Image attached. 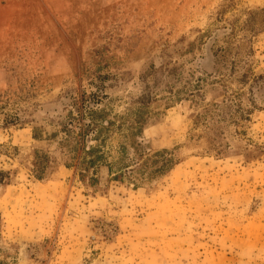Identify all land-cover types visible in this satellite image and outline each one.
<instances>
[{"label":"rangeland","instance_id":"1","mask_svg":"<svg viewBox=\"0 0 264 264\" xmlns=\"http://www.w3.org/2000/svg\"><path fill=\"white\" fill-rule=\"evenodd\" d=\"M243 74H264V0H0V264H264V83L253 101ZM141 97L140 135L113 126L81 181L88 109L129 121Z\"/></svg>","mask_w":264,"mask_h":264},{"label":"trees","instance_id":"2","mask_svg":"<svg viewBox=\"0 0 264 264\" xmlns=\"http://www.w3.org/2000/svg\"><path fill=\"white\" fill-rule=\"evenodd\" d=\"M233 0H228V3H231ZM247 80H250L249 89H248V95L249 98L254 101L253 95H254V89L259 90L260 85L259 83H264V74L259 75H252L248 76L247 74H243L240 76L239 81H242L246 83ZM242 95V91L235 90L231 93V96H229V99H223L221 103H212L208 106L207 110L205 111V115L212 116L213 112H215L217 115H222L226 110L232 107V105L235 104L236 106V112H240L241 109V103H240V96ZM251 100V101H252ZM252 101V102H253ZM141 104V107H137L135 111L132 113V118L129 121H125L123 116H118L119 122H117L115 119H108V112L104 111L103 109H97L93 108L94 106L90 107L87 111V120L88 122L84 125L83 133L89 132L93 130V136L92 139H94L97 144L88 146L87 149H82V154L79 158L78 162V176L81 181L83 182H89L91 184L95 183L97 181V178L91 177L88 179L87 173L94 169L95 166H97L100 163H106V155L103 151L102 147L106 140V134L108 131L111 130L113 126L116 127L117 130H122L126 128L130 131L132 135L139 136L143 124L145 122V114L148 113V109L146 107L145 100L141 97L139 100ZM256 106V105H255ZM251 107L246 109L245 112H243V115H241V119L249 120V114L251 113V110L255 107ZM231 114V113H230ZM204 115V116H205ZM222 118V117H221ZM34 138H36V135H34ZM122 153L125 152L126 148L125 146H122ZM167 150H161L157 151L152 154L153 162H157L159 159H164L165 161L162 163L161 167L159 168H166L169 169L171 167V156L165 158V153H167ZM146 162H142V165H145ZM133 164H130L128 162L122 163L117 167V170L114 172L113 178H118L123 175L124 170H131Z\"/></svg>","mask_w":264,"mask_h":264}]
</instances>
